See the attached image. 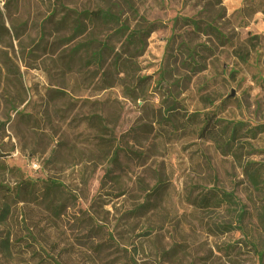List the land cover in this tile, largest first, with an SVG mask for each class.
Here are the masks:
<instances>
[{"label":"rangeland","instance_id":"374dc122","mask_svg":"<svg viewBox=\"0 0 264 264\" xmlns=\"http://www.w3.org/2000/svg\"><path fill=\"white\" fill-rule=\"evenodd\" d=\"M126 1L0 0V264H264L259 0Z\"/></svg>","mask_w":264,"mask_h":264},{"label":"trees","instance_id":"16d2710c","mask_svg":"<svg viewBox=\"0 0 264 264\" xmlns=\"http://www.w3.org/2000/svg\"><path fill=\"white\" fill-rule=\"evenodd\" d=\"M124 3L128 7H131L130 2L124 0ZM250 5H251V7H253V10L247 9V8H245V10L252 11L253 14H256L258 12H262L264 14L263 0H259L258 4L252 2ZM73 13L76 15L75 26L73 27V32L75 33V35L83 34L86 32V25H85L86 21L93 26L101 25V26H104V27L108 28L109 30L114 31L116 33H122L123 36H126V41H127L126 43L129 45H136V46L141 45L143 36L146 35V37H147V35H149L152 32V30L148 31V32H147V30L146 31L130 32L128 26L124 22L121 21L120 15H118L113 10L112 7L97 8V10H93V11L83 10L82 12H73ZM193 25L195 28H199L198 22H193ZM150 27H152V26H150ZM206 27L208 29L212 30L214 33H216L215 35H217L218 38L222 37V34L218 31V29H215L212 25H208ZM101 47L103 50L106 51L108 49V44L103 43V44H101ZM235 55L244 64H246L248 62V57H249L248 52H243L241 50H237V51H235ZM93 57L97 60L99 58L98 53H95V55ZM114 63L116 65V67H120L121 66L120 58H117L114 61ZM207 125H208V123L205 125L203 130L207 128ZM237 128H238V126L236 125L232 129V136H231L232 140L237 133ZM250 133L253 134V136H255L258 133H264V126L256 128L253 131H251ZM230 142L231 141H228L226 143V146ZM244 175L246 176L252 190L255 193H257L258 195H260L264 201V178H263L262 166L255 163V162H248L244 167ZM47 187H48V189H56V187H59V184L52 181V182H50V184H48ZM19 191L21 193H24V192L32 193L34 191V187L30 183H22ZM222 196H221L222 199L219 200L220 203H221V200H225L226 202L234 203V205H235V201H233L232 196L227 195V194H222ZM10 213H11L10 207L6 204L4 206V208L0 211V226L3 225L7 221ZM1 245H2V249L5 252H8V253L10 252L11 246H10L9 240L4 241ZM258 256H259V259H261V260L264 259V252L261 253V255L258 254Z\"/></svg>","mask_w":264,"mask_h":264}]
</instances>
